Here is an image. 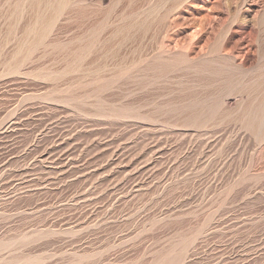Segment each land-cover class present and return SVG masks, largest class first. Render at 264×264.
Instances as JSON below:
<instances>
[{"label": "rangeland", "instance_id": "obj_1", "mask_svg": "<svg viewBox=\"0 0 264 264\" xmlns=\"http://www.w3.org/2000/svg\"><path fill=\"white\" fill-rule=\"evenodd\" d=\"M173 1L0 0V264H264V136L232 119L191 128L177 74L111 62L179 27L83 51L128 20L123 5L143 18ZM217 1L223 38L264 14V0ZM181 10L196 21L178 7L168 25Z\"/></svg>", "mask_w": 264, "mask_h": 264}, {"label": "bare ground", "instance_id": "obj_2", "mask_svg": "<svg viewBox=\"0 0 264 264\" xmlns=\"http://www.w3.org/2000/svg\"><path fill=\"white\" fill-rule=\"evenodd\" d=\"M60 1L62 4L68 2V0ZM195 1L174 0L157 14L153 13L158 9L157 6L150 5L143 18L136 13L139 10H135L134 4L126 7L123 5L128 20L103 40H98L97 31H90L92 32L90 43L83 48V51L94 48L95 43L99 44V49L93 50L96 53L110 50L115 46L119 33H122L119 37L124 40V44H128L139 39L144 40L146 37L154 39V36L160 35L167 26L172 27L171 29L179 27L174 30V36H167L169 32L164 35L169 42L163 39L160 47L152 48L151 56L146 53L148 47L143 43L134 51H130L131 55L125 56L121 62L115 60V56L120 52L113 54L114 59H111V62L114 61L113 66L125 68L123 73L128 75V71L132 73L131 70L134 71L133 73L140 72L143 76L152 74L153 77H167L170 73H175L183 82L179 83L182 87L181 93L177 96L181 105L180 108H176L179 111L174 114L185 118L191 128H201L215 119H232L240 124L241 130L245 129L256 139H261L264 136V14L256 27L248 29L239 25L231 26L227 30L228 35L223 38L221 31L227 24L228 18L221 16L224 10L221 1L215 0L213 5L203 3L200 7H197ZM192 6L195 10L191 15L196 20L193 24L186 23V26H183L182 22H178L183 16L182 10L173 15L174 18L170 21L172 24H167V18L175 8L190 9ZM197 14L199 16L195 17ZM184 18L186 20V17ZM114 51L118 52L115 49L111 52ZM172 51H176L173 58L164 57L165 53ZM257 53L260 60L253 65ZM92 56L95 60V56ZM96 57L98 59L99 56Z\"/></svg>", "mask_w": 264, "mask_h": 264}]
</instances>
